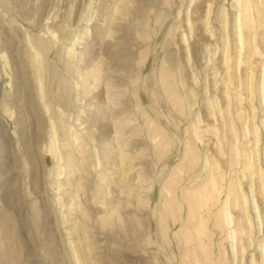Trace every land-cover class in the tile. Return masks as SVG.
Masks as SVG:
<instances>
[{
  "label": "rangeland",
  "instance_id": "1",
  "mask_svg": "<svg viewBox=\"0 0 264 264\" xmlns=\"http://www.w3.org/2000/svg\"><path fill=\"white\" fill-rule=\"evenodd\" d=\"M0 264H264V0H0Z\"/></svg>",
  "mask_w": 264,
  "mask_h": 264
}]
</instances>
